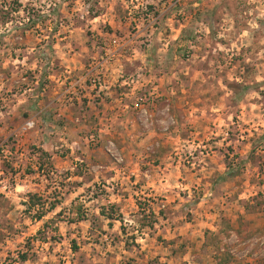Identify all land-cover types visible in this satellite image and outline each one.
I'll list each match as a JSON object with an SVG mask.
<instances>
[{"label":"rangeland","instance_id":"1","mask_svg":"<svg viewBox=\"0 0 264 264\" xmlns=\"http://www.w3.org/2000/svg\"><path fill=\"white\" fill-rule=\"evenodd\" d=\"M18 1L21 9H15L16 0H0V143L9 141L14 155L8 167L18 168L17 191L0 196V264H218L219 258L221 264H247L264 250V0H141V33L133 27L121 32L118 38L127 45L117 52L131 56L137 48L141 62L127 61L119 79L126 85L119 82L118 90L134 88L148 112L132 111L129 132L110 141L98 131L102 126L89 124L87 106L99 103L81 79L112 39L83 46L71 44L70 36L111 0ZM171 11L174 23L168 25ZM128 37L135 44L128 45ZM160 38L170 44L163 46ZM69 53L82 55L75 74L67 68L73 65L66 61ZM42 75H63L65 106L80 103V113L89 117L74 148L77 160H67L76 166L73 172H61L28 142L38 125L18 139V153L11 138L29 115L18 98L23 101L33 84L32 94H38L48 82ZM73 90L92 96L70 103ZM157 105L161 111H154ZM154 131L158 136L149 138ZM63 150L66 157L70 150ZM147 171L156 180L167 177V199L141 188V172ZM229 171L234 174L224 177ZM74 185L82 189L75 192ZM120 197L119 204L111 203ZM30 198L40 204L32 207ZM221 209L244 232L241 241L218 240L216 251L199 260L182 238L169 237L187 224L203 231L205 213L219 215ZM102 211L119 222H109Z\"/></svg>","mask_w":264,"mask_h":264},{"label":"crops","instance_id":"2","mask_svg":"<svg viewBox=\"0 0 264 264\" xmlns=\"http://www.w3.org/2000/svg\"><path fill=\"white\" fill-rule=\"evenodd\" d=\"M119 2H122L124 4V9L118 8ZM140 6H141V0H111L110 4L107 5V7L103 9L100 8L101 9L100 12L98 14H95V16H93L92 19L89 20L87 25L83 24L81 26H75V30L71 32V34L73 35L70 36L71 38L70 43L81 44L83 46H93L94 44L96 43L99 44L103 41L108 43L107 41L111 40L114 37H118L121 32L127 33L131 27L137 29L138 33H141L142 20L140 15L143 9H141ZM159 10L161 15L163 13H167V9H159ZM173 13L174 12L171 11V13L167 14L169 16L166 15V18L168 19L167 20L168 25L174 23ZM105 28H107L108 31H105ZM96 30L98 32L97 35L101 36L103 39H101L97 35H89L87 33L88 31H96ZM180 32L181 30L178 31V34H180ZM128 38L130 41V44L128 45L132 46V44H135L134 37L132 38L128 37ZM160 40L163 46L166 45L168 46L170 44V39L168 38L167 39L160 38ZM124 52L119 53L116 59L114 60V62L108 68L106 74L108 89L106 90V93H103L102 97L97 101L99 105H92L90 103V105L87 106L88 112L91 114L90 115L91 119H89V117H85V114L80 113V109L77 108V107L81 108L80 103L75 104V106H65L64 98L66 94L65 96H63L64 94L62 92L63 75L50 76V77H47L46 75L44 76L42 75V79L46 80V82L48 80V82L45 83L44 85H40L41 89L38 90V94L35 93L32 94V92H35L36 89L34 87V84L31 85L27 90H25L24 94L26 95V98L23 99V101L21 97L18 98V95H16V98H18V102L20 104V105L17 104V106L20 107L24 105L23 109L29 112V115L26 120L27 121L34 120L38 125L37 130H35L33 133L30 134L28 142L30 141V144H33L38 148H41L44 154H46V156L49 157V160L53 162L54 166L57 169H59L61 172L75 171L76 166H74L73 161L70 163L67 160H69L70 158H74V160H77L78 156L77 155L75 156L74 148L76 149L78 143L81 142L82 138L80 137L79 134L80 132L82 133L85 130V128H87L86 125L88 124L86 121L88 119L91 120L89 124L92 123L95 124L94 126H102L104 129L100 128L98 131L106 132L107 136L105 137V139L110 141L116 139V136L119 135V132L123 136L125 134V130L129 132V124L131 119L129 118V115L131 114L132 111L135 110V112L137 113L148 112L145 106L140 107L141 108L140 111L137 110L136 107L133 108V106H136L137 104V95L134 91L135 90L134 88L132 89L133 91L131 92L128 90L124 91L123 89L118 90V88H120L121 86L126 85V80L122 82L119 79L121 78V74H124L123 73L124 69L128 67L127 61L134 62L139 60L141 62V54H139L137 48L134 50L135 54L131 56L125 55ZM79 56L82 55L69 53L68 54L69 60H66L68 62L73 63L72 66H68L67 68H71L70 70L74 72V74L75 72H77V70H81L83 67L81 64L82 62H80L81 59ZM66 57H67V53L64 54L63 58ZM93 59H96V57H93ZM136 65L138 67L140 66L138 63ZM139 80L141 81V79ZM119 82H121V86L118 85ZM158 88H162V86H159ZM167 93H169V95L167 94L166 97L167 100H165V102H167L170 106L171 104L170 102H172L171 96L173 93L172 91L171 93L170 91ZM71 94L72 97H69L70 103L73 100H75L76 102H80L81 98L92 96V94L88 92L83 93V91L81 90H73L71 91ZM93 94H94L93 97L97 99L96 98L97 95L95 93ZM16 102L17 100H13V103ZM166 104H164L163 106L167 107L168 105ZM163 106L161 108H163ZM153 109L154 111L157 112L158 110L161 111L159 105L155 106V108ZM160 121L163 120H158V119L155 120V122L157 123L158 122L160 123ZM97 128L98 127H96L95 130ZM147 135L149 136V138H151V136H158V132L154 131L153 133H149ZM64 148L70 150V153H68L66 157H62L60 155L64 153V150L62 151V149ZM111 152L112 151H110V154L113 156V153ZM159 155L161 156L162 153L160 152ZM110 170H112L111 172H115L116 174L121 173L119 170L113 167L110 168ZM129 172H132L136 175L140 173V171L137 169H133L132 171ZM152 173L153 172L151 171H147L145 173L141 172V185L143 186V187L141 186V188L150 190L151 192H155V194H153L154 196H163V198L167 199L169 197L167 191V188L169 186L168 181L166 179L167 177L161 176V178L156 180L154 178L155 176H153ZM112 177L116 178V176L112 175V173L111 175H109V177L107 176V178L113 180ZM146 177L148 178V180L144 179ZM79 178L81 180L80 176H75L74 179L77 180ZM216 183L217 181L214 182V184ZM121 184L124 185L125 182L121 181ZM72 188L73 190L75 189L76 192V189L77 190L82 189V185H77V186L74 185L72 186ZM108 190H111V188L108 187ZM76 194L77 193L71 194L72 197H70L69 199L70 202H72L74 198H76ZM67 200L68 199H66V203L57 204L56 207L52 209L53 212L56 209H59L60 207L67 205L68 202ZM122 200H123L122 197H120L114 199L113 201H111V203L119 204ZM215 213L216 214L214 215L213 213H208V214L205 213V216L208 220L206 223H208L209 225L207 224V228L204 229L203 231L197 229L195 225L187 224V226H185L183 230L174 229L173 235L171 236L169 235V237L178 239L177 241H179V239L182 238V240L187 245L186 249L191 252L194 259L198 257L199 260H202L205 257H209L208 253H210L211 251L212 252L216 251L214 247H216L218 243V238H220L221 240L236 238L237 240L241 241V239L243 238L242 236H244V232H242L238 228H235L234 226L235 221H232L231 219H225L222 209L220 210L219 215L217 214V212ZM44 218H46L45 215H43L41 220ZM211 221H215V222H211ZM220 221L223 222L221 229L219 228ZM109 222L117 223L119 221L114 219L111 221L109 220ZM225 223H229L230 226L232 227V229L228 232H225L224 230ZM159 234L162 233L159 232ZM156 236L158 237L159 235L156 234ZM182 240L180 239V241ZM257 241L259 242L258 239H256V242ZM253 255L254 258L249 259V261H247V264L248 263L264 264L263 249L256 250V253H254ZM220 259L221 258H219L218 260V262H220L218 264L222 263ZM189 264H195V263H189ZM231 264H246V263H244V261L242 262V261L234 260V262Z\"/></svg>","mask_w":264,"mask_h":264},{"label":"built area","instance_id":"3","mask_svg":"<svg viewBox=\"0 0 264 264\" xmlns=\"http://www.w3.org/2000/svg\"><path fill=\"white\" fill-rule=\"evenodd\" d=\"M125 45H127V42L122 43L118 37L112 38L108 48L105 50L104 56L99 59H95L81 79V81L85 84L87 83L88 87L91 88L97 95V101L102 97L103 93H106V90L108 89L106 80L108 68L114 62L117 52L124 48ZM70 94L71 91L67 95ZM140 102H144L142 97L137 98L136 106L140 107ZM36 128L37 123L34 120H28L13 132L11 138L13 139L14 137V141H16L15 148L17 153L23 147L22 143H20V140L18 139L26 137ZM8 143L9 141L6 140L0 143V196L4 197H9V195L12 194L13 191H17L18 188V173H16L18 168L15 165H12V168L14 169L8 167V165L11 164V158L14 155ZM20 156L24 157L25 154L21 152Z\"/></svg>","mask_w":264,"mask_h":264},{"label":"trees","instance_id":"4","mask_svg":"<svg viewBox=\"0 0 264 264\" xmlns=\"http://www.w3.org/2000/svg\"><path fill=\"white\" fill-rule=\"evenodd\" d=\"M15 4H16V6H17V7H15V9H21V8H22V5L19 4V1H18V0H16ZM231 174H234V173H230V171H229V173H228L227 175H225L224 177L231 176ZM30 199H31V198H30ZM34 199H35V198H34ZM34 199H31V204H32V202H33V204L31 205L32 207H35V206H37V205L40 204V200H39V199H37V200H34ZM53 207H55V206L53 205L52 208H53ZM101 216L106 217V218H107L108 220H110V221H111V220H114L113 217H112V215H110L109 213H106V212H104V211L101 212ZM42 217H43V215L39 216L38 218L41 220ZM80 218H82V217H80ZM83 220H84V219H83ZM83 220L79 219V221H83ZM143 222H144V221H143ZM145 222H147L146 219H145ZM231 229H232V227L230 226L229 223H225V224H224V230H225V232H228V231H230ZM218 240H221V239L218 238ZM75 250H76V247H75ZM26 260H27V256H26V255L22 256V261H26Z\"/></svg>","mask_w":264,"mask_h":264}]
</instances>
